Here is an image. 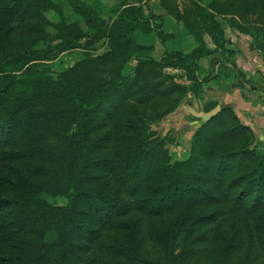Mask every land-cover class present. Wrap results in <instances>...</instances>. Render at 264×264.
Masks as SVG:
<instances>
[{"label": "trees", "instance_id": "1", "mask_svg": "<svg viewBox=\"0 0 264 264\" xmlns=\"http://www.w3.org/2000/svg\"><path fill=\"white\" fill-rule=\"evenodd\" d=\"M65 1L76 18L56 0H0V264H264V141L228 105L194 129L181 159L151 128L234 64L216 16L237 0H187L182 12L156 0L196 43L158 59L133 36H173L143 15L148 0ZM250 2L243 31L264 53V0ZM77 49L69 66L48 67ZM213 53L200 77L197 59Z\"/></svg>", "mask_w": 264, "mask_h": 264}, {"label": "crops", "instance_id": "2", "mask_svg": "<svg viewBox=\"0 0 264 264\" xmlns=\"http://www.w3.org/2000/svg\"><path fill=\"white\" fill-rule=\"evenodd\" d=\"M99 1L103 4L111 6L118 0ZM146 6L142 7L143 15L148 16V10H150L157 16L156 18H158L161 23L160 29L162 32L173 33L171 38H167L163 42H160L158 37L155 35L156 41L153 44L150 43L153 45V52L155 53V56H160L163 50L166 49L164 43L166 41L176 39L179 30L183 29L176 24L177 22L173 19V17L166 13L156 0H148ZM165 17L169 18L166 19L165 22L167 23V28L164 26ZM154 19L155 18L151 19V22ZM185 34L189 36V34ZM186 40V44L183 47L170 48L166 50L181 49L186 52L195 47L196 43L191 37H187ZM205 41L208 46H212L208 38H206ZM237 46L241 48L240 43H237ZM241 50L242 51L239 52L236 50L233 55V62L236 68L234 69L229 62H224L225 67L221 68V66H219L220 69L219 72H217V75L213 77L211 76L209 80H207V84L200 93L202 102H208L209 100L214 101L212 107L203 109L201 101L195 99L189 92L187 97L183 98L182 101H180L179 104L163 118V124L172 128H179V130L185 135H190L193 130L206 118L208 113H215L220 106L228 105L235 112L241 122L250 127L254 137L264 141V81L258 82L261 85H255L242 80V77L236 74V71H240L243 77H250L252 79L254 78L253 75H255V67L258 66L255 56L249 49L247 50V48H242ZM209 56L210 55H203L197 59V64L200 68V77L208 72ZM217 67L218 62H216L213 66V73L217 71Z\"/></svg>", "mask_w": 264, "mask_h": 264}, {"label": "rangeland", "instance_id": "3", "mask_svg": "<svg viewBox=\"0 0 264 264\" xmlns=\"http://www.w3.org/2000/svg\"><path fill=\"white\" fill-rule=\"evenodd\" d=\"M56 1L58 2L59 6L62 9V11H63L64 15L66 16V18H68L69 20L76 18V15L74 13H72L71 8L69 6V3L67 1H65V0H56ZM84 1L87 2V3H92L94 0H84ZM242 3H243L242 0H237L235 2V5H234L233 8L232 7L228 8V10L230 11V12L228 11L229 13L227 12L226 15L225 14L224 15L217 14L216 19L218 20V22L220 23V25L222 27L223 34H224V37L226 39L225 46L228 49H231V50L234 49L233 50L234 53L230 56L232 58V60H233V55L235 54V51L236 50L238 52L242 51L241 50L242 48H244V49L247 48V50L249 49L253 53V55L255 56L256 61L258 63V66L255 67V72H254L255 75H253L254 78H252V79L250 77H247V78L250 79V81H248V82H250L252 84H255V85H258V84H260L258 82L264 81V53L262 51L257 50L256 48H253V47L250 46V44L253 42L254 39L252 38V36L250 34L244 32V31H246L249 28V23L246 22L244 19H246L247 21L251 22V20L253 19L254 15L251 14V12H249V9H248V6L251 3L250 0H248V4L246 6H243ZM104 5H106V4H104ZM106 6H108V5H106ZM175 6H176V8L179 11L182 12L188 7V1L187 0H175ZM240 9H243L242 13L240 12ZM45 16L48 19H53L54 18L53 17V12L51 10L45 11ZM166 19H169V18L165 17V19H164L165 28H167V23H165ZM152 23L157 28H159V20H158V18H155L152 21ZM176 24L180 28L182 27L183 30H181V29L179 30L178 35L176 36V39H174L172 41L169 40V41H166L164 43V46H165L166 49L183 47L186 44V41H187L186 38L190 37V36L185 34L187 32H186V30H185V28L183 26L179 25L178 23H176ZM255 24H257V23H255ZM81 25H82V23H81ZM48 30L53 31L51 26H48ZM153 32L143 33V32H140L138 30H134L133 31V35H134L135 40L137 42H139V43H143V44L152 43L153 44L156 41V37H155V34ZM203 37H204V39H206V38L209 39V37L207 35H204ZM169 38H171V37H169ZM235 41L237 43L241 44V48L237 46V43ZM95 45H96V47H98V49H97L98 51L102 50V47L99 46V41H97L95 43ZM38 47L41 48V43L38 44ZM147 55L149 57H151V58H155V59L159 58V56H155V53L153 52V50L151 52H149ZM218 55L219 54L213 53V54H211L209 56L210 57L209 59L213 61L215 58L218 57ZM80 56H81L80 50H78V49L77 50H72L69 53H61L55 59L48 60L47 61V65L52 70H58V69L66 67V66H69L70 64H72V62L74 60H76ZM135 62H136V59L134 57H131L129 59L128 63L126 64V69L131 68L134 65ZM232 66H233L234 69L236 68L234 64ZM163 71L166 72V73H169L170 75H172L176 80H180V79L183 80L184 72L180 68H176V67H172V66H166V67L163 68ZM236 72L238 73V71H236ZM238 76H240V75H238ZM240 77H242V80L246 81L245 77H243V76H240ZM187 94H189V92L186 93L184 98L187 97ZM193 97L195 99L200 100L201 101V105L204 103L201 100L202 99L201 95H199L198 97L197 96H193ZM187 99H189V98H187ZM170 112L165 113L159 119L155 120L151 124V128L153 130H155V133L157 135H159L161 137L162 136L166 137V139H167V147L169 149L171 160H176V159H181V158H183V157H185L187 155L188 148H189V145H190V139H191V135L192 134L185 135L183 132H181L179 130V128H172V127H170L168 125L163 124V118L167 114H169ZM257 140H259V139H257ZM48 200L53 202V203H58L59 204V203H63L65 199H64V197L62 195H54V196L48 197Z\"/></svg>", "mask_w": 264, "mask_h": 264}, {"label": "water", "instance_id": "4", "mask_svg": "<svg viewBox=\"0 0 264 264\" xmlns=\"http://www.w3.org/2000/svg\"><path fill=\"white\" fill-rule=\"evenodd\" d=\"M213 113H214V112H212V113H208V115L206 116V118L209 117V116H210L211 114H213ZM206 118H205V119H206Z\"/></svg>", "mask_w": 264, "mask_h": 264}]
</instances>
